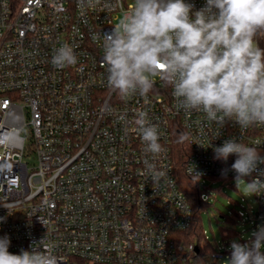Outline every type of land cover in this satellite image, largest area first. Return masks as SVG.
Masks as SVG:
<instances>
[{"label": "built area", "instance_id": "obj_1", "mask_svg": "<svg viewBox=\"0 0 264 264\" xmlns=\"http://www.w3.org/2000/svg\"><path fill=\"white\" fill-rule=\"evenodd\" d=\"M185 2L194 11L206 4ZM122 4L105 10L82 9L81 0H0V237H9L8 251L17 255L46 239L58 264H187L190 253L209 248L207 264H228L231 247L215 248L205 231L201 247L183 244L194 214L173 146L186 137L185 173L209 204L206 182L236 177V155L217 160L213 149L234 138L264 156V126L226 121L220 128L203 112L185 113L159 77L147 96L121 99L107 85L100 37L132 0ZM256 39L264 48V38ZM66 43L77 63L56 68L52 57ZM139 110L158 126V156L145 152L134 123ZM31 155L33 165L25 161ZM145 160L167 173L158 185L148 179ZM261 172L264 164L244 178L264 181ZM255 198L256 209L236 214L254 227L264 222V190Z\"/></svg>", "mask_w": 264, "mask_h": 264}, {"label": "clouds", "instance_id": "obj_2", "mask_svg": "<svg viewBox=\"0 0 264 264\" xmlns=\"http://www.w3.org/2000/svg\"><path fill=\"white\" fill-rule=\"evenodd\" d=\"M96 6L112 10L123 4L122 0H81L82 9ZM194 7L185 0H132L131 8L100 37L108 87L121 99L147 96L153 78L159 77L172 88L177 109L185 113L203 112L220 128L226 121L241 129L264 126V48L256 39L264 35V0H206L199 10ZM51 62L62 69L76 64L77 56L66 43L56 49ZM135 116L145 152L153 157L162 154L158 126L150 123L146 111ZM213 151L214 159L225 162L236 155L231 168L237 188L258 164H264L257 147L234 138ZM145 165L153 184L166 177L149 161ZM221 174L226 175V170ZM246 189L258 193L264 190V181L253 179ZM252 236L246 244H231L228 264H264V225ZM9 245L7 235L0 237V264H58L54 246L46 239L18 255L8 251Z\"/></svg>", "mask_w": 264, "mask_h": 264}, {"label": "rangeland", "instance_id": "obj_3", "mask_svg": "<svg viewBox=\"0 0 264 264\" xmlns=\"http://www.w3.org/2000/svg\"><path fill=\"white\" fill-rule=\"evenodd\" d=\"M35 155L28 156L26 162L31 165L35 164ZM237 188L235 179L229 182L212 183L210 180L206 182L209 188L210 203L203 210L202 224L203 232L205 231L212 246L220 248L231 247L235 241L240 244L248 243L252 238V232L257 231L263 224H258L254 227L250 222L242 223L237 218L238 211H247L250 208L256 209L258 203L255 194L246 189V183L250 180L243 178ZM235 229L239 235L226 238L229 230Z\"/></svg>", "mask_w": 264, "mask_h": 264}, {"label": "trees", "instance_id": "obj_4", "mask_svg": "<svg viewBox=\"0 0 264 264\" xmlns=\"http://www.w3.org/2000/svg\"><path fill=\"white\" fill-rule=\"evenodd\" d=\"M260 40H263L264 35H260L257 37ZM173 154L175 160L178 164V181L182 191L185 193V196L190 203L193 214H194V222L192 226L181 233L183 237V244L188 247L190 245H198L201 247L203 242V224L201 214L203 210L207 208V203H204L201 196V189L198 184V181L187 176L184 170L185 159L188 155L187 142L185 139L177 138L175 145L173 146ZM236 233L231 229L227 232L226 235L231 236ZM226 237V236H225ZM211 250L206 249L203 252H200L198 255L195 253H190L188 255L187 264H207L210 260Z\"/></svg>", "mask_w": 264, "mask_h": 264}, {"label": "water", "instance_id": "obj_5", "mask_svg": "<svg viewBox=\"0 0 264 264\" xmlns=\"http://www.w3.org/2000/svg\"><path fill=\"white\" fill-rule=\"evenodd\" d=\"M195 251L198 253V252H199V248H198V247H196V248H195Z\"/></svg>", "mask_w": 264, "mask_h": 264}]
</instances>
